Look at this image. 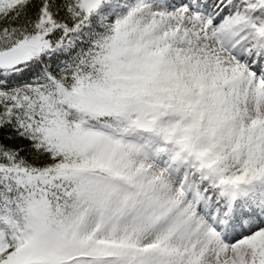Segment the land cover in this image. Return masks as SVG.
<instances>
[{
    "label": "snow or ice",
    "instance_id": "6c2138e0",
    "mask_svg": "<svg viewBox=\"0 0 264 264\" xmlns=\"http://www.w3.org/2000/svg\"><path fill=\"white\" fill-rule=\"evenodd\" d=\"M0 264H264V0H0Z\"/></svg>",
    "mask_w": 264,
    "mask_h": 264
}]
</instances>
